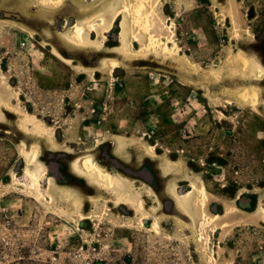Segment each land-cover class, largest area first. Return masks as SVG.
Returning a JSON list of instances; mask_svg holds the SVG:
<instances>
[{"label": "rangeland", "instance_id": "1", "mask_svg": "<svg viewBox=\"0 0 264 264\" xmlns=\"http://www.w3.org/2000/svg\"><path fill=\"white\" fill-rule=\"evenodd\" d=\"M138 1L0 0V264H264V0Z\"/></svg>", "mask_w": 264, "mask_h": 264}, {"label": "bare ground", "instance_id": "2", "mask_svg": "<svg viewBox=\"0 0 264 264\" xmlns=\"http://www.w3.org/2000/svg\"><path fill=\"white\" fill-rule=\"evenodd\" d=\"M40 1L42 4L47 5L51 3L60 4L62 0H55L56 2H54V0H40ZM145 8H146L145 0H139L135 6L131 7V12L133 13L132 18H133L134 25L137 26L141 31L145 32L148 36L147 43L142 45V49L151 50V51L160 52V53H167L169 55L174 54L177 49V44L175 42L173 33L171 32V34L165 39L158 35H155V33L153 32L154 31L153 29L155 28L152 23V15L148 12H145L146 11ZM127 10H128V7H126L125 11ZM73 30H74L75 38L81 41L83 38V33L85 32L84 27H82V25H77L74 27ZM132 42L140 43V40L137 35L133 36ZM4 79H6L5 76H0V85L2 87H4L3 85ZM4 90H2V92L0 93V97L2 98L5 96ZM87 162H88V165L90 164L89 166L93 171H97L96 167L93 166V163H90V161H87ZM103 177H104L103 181L107 182L110 185V187H114L113 181L111 180L109 176H103ZM196 189L197 188L194 187L191 193L194 192V190ZM198 190H199V193L201 194L199 204L201 207H205L206 193L202 187ZM217 220H218V217L215 216L211 218L209 221L200 223V230L204 231L208 227V225H211L212 223L217 222ZM153 226L158 227V224L154 223Z\"/></svg>", "mask_w": 264, "mask_h": 264}, {"label": "crops", "instance_id": "3", "mask_svg": "<svg viewBox=\"0 0 264 264\" xmlns=\"http://www.w3.org/2000/svg\"><path fill=\"white\" fill-rule=\"evenodd\" d=\"M22 165L25 166L24 163ZM37 166H42V167H47V168L54 166V167L59 168V169H68V172L67 171L65 172V174L68 175V174H71V170H73L75 164H74V162H72L70 160L56 161V163H52V162L45 163V162H39L38 161V165H34L32 168H38ZM48 176H50V173H48ZM58 187L59 188H62V187L65 188L67 186L56 183V188H58Z\"/></svg>", "mask_w": 264, "mask_h": 264}, {"label": "flooded vegetation", "instance_id": "4", "mask_svg": "<svg viewBox=\"0 0 264 264\" xmlns=\"http://www.w3.org/2000/svg\"><path fill=\"white\" fill-rule=\"evenodd\" d=\"M55 169H57V171H58V173L63 177V178H65V179H67V181H72V180H69L70 178H69V176H70V174H68V175H66L65 174V172L67 171L68 172V169H59V168H56L55 167ZM63 173V174H62ZM57 183H59V184H62V185H70V182H67L66 184H64L63 182H57ZM78 184H80V185H78ZM85 181H83V180H81V181H78V180H73L72 182H71V185H78V187L79 186H81V187H83V185L85 186ZM76 187V186H75ZM85 189H86V187H85Z\"/></svg>", "mask_w": 264, "mask_h": 264}]
</instances>
